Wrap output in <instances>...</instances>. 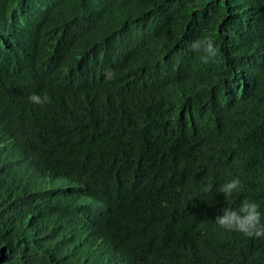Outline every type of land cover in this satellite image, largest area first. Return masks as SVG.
Segmentation results:
<instances>
[{"label": "trees", "instance_id": "trees-1", "mask_svg": "<svg viewBox=\"0 0 264 264\" xmlns=\"http://www.w3.org/2000/svg\"><path fill=\"white\" fill-rule=\"evenodd\" d=\"M263 4L0 0V264H264L214 221L264 222ZM198 38L220 51L187 74ZM160 70L181 102L140 100Z\"/></svg>", "mask_w": 264, "mask_h": 264}, {"label": "clouds", "instance_id": "clouds-1", "mask_svg": "<svg viewBox=\"0 0 264 264\" xmlns=\"http://www.w3.org/2000/svg\"><path fill=\"white\" fill-rule=\"evenodd\" d=\"M190 47L192 48L191 54L186 52L182 56L186 59L179 58L176 61V64L180 65L187 74H190V61L188 59H198L194 51L201 53V62L205 64L214 60L220 51V43L217 42L215 44L211 38L193 40ZM262 64H264V55L259 57V65ZM113 77L114 73H110L108 79ZM191 85L192 83L190 87ZM184 91L186 89L174 83L166 71L160 70L158 73L152 71L148 78V83L142 89L140 100L147 98L150 102H161L167 105L176 102L177 99L181 102V95ZM28 100L31 104L43 106L48 102L49 98L46 94L32 93L28 96ZM1 128L2 126L0 125V131ZM211 190L212 185H208L204 189L205 192H210ZM241 190L242 182L238 177L225 181L217 188V192L223 194L226 199L238 194ZM261 215L259 204L245 198L240 202L237 209L231 207L221 209L220 213L215 216L214 221L220 228L227 231L240 233L247 238L261 239L264 238V222H262Z\"/></svg>", "mask_w": 264, "mask_h": 264}]
</instances>
